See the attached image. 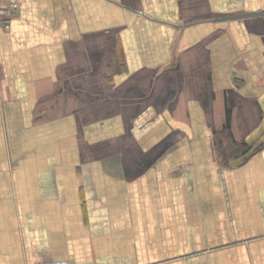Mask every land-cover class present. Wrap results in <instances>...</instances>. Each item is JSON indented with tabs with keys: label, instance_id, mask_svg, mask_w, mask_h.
I'll use <instances>...</instances> for the list:
<instances>
[{
	"label": "crops",
	"instance_id": "crops-1",
	"mask_svg": "<svg viewBox=\"0 0 264 264\" xmlns=\"http://www.w3.org/2000/svg\"><path fill=\"white\" fill-rule=\"evenodd\" d=\"M44 262L264 264V0H0V264Z\"/></svg>",
	"mask_w": 264,
	"mask_h": 264
},
{
	"label": "built area",
	"instance_id": "built-area-1",
	"mask_svg": "<svg viewBox=\"0 0 264 264\" xmlns=\"http://www.w3.org/2000/svg\"><path fill=\"white\" fill-rule=\"evenodd\" d=\"M7 4H8V8L10 9H14L17 6V3L15 2H11V3L9 2ZM38 264H69V263L67 262H44V263H38Z\"/></svg>",
	"mask_w": 264,
	"mask_h": 264
}]
</instances>
